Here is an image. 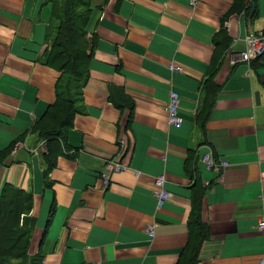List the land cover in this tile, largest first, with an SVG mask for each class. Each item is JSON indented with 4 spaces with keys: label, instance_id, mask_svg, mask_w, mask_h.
Instances as JSON below:
<instances>
[{
    "label": "crops",
    "instance_id": "obj_1",
    "mask_svg": "<svg viewBox=\"0 0 264 264\" xmlns=\"http://www.w3.org/2000/svg\"><path fill=\"white\" fill-rule=\"evenodd\" d=\"M91 8L89 78L73 96L72 127L49 142L34 128L62 78L46 62L52 5L0 0V197L7 186L32 196L29 261L178 264L201 204L209 237L199 264H259L264 63L241 54L264 32V0H91ZM173 90L181 128L166 111ZM209 151L229 162L222 174L202 161ZM109 160L127 168L106 184ZM160 176L171 195L163 208Z\"/></svg>",
    "mask_w": 264,
    "mask_h": 264
},
{
    "label": "trees",
    "instance_id": "obj_2",
    "mask_svg": "<svg viewBox=\"0 0 264 264\" xmlns=\"http://www.w3.org/2000/svg\"><path fill=\"white\" fill-rule=\"evenodd\" d=\"M44 1L52 5L55 33L46 62L61 72L62 78L57 84L56 104L49 109L43 120L36 123L34 132L49 142H56L72 127L77 112L73 96L81 94L89 78L91 55L86 29L92 8L91 0ZM237 1L243 3L244 0ZM217 93L218 90H214L206 101V115L200 124H205L210 117L216 99L211 102ZM50 155L51 151L46 158ZM31 207V195L10 186L4 189L0 197V264H33L29 261L33 230V220L29 217ZM191 214L190 241L178 264H199L201 245L209 237V228L202 219V205L196 206Z\"/></svg>",
    "mask_w": 264,
    "mask_h": 264
},
{
    "label": "built area",
    "instance_id": "obj_3",
    "mask_svg": "<svg viewBox=\"0 0 264 264\" xmlns=\"http://www.w3.org/2000/svg\"><path fill=\"white\" fill-rule=\"evenodd\" d=\"M192 4H195V2L193 1ZM257 59L263 60L264 63V32L262 31L247 38L246 51L241 54V60L244 63H251L252 61ZM181 103L182 102L180 94L175 90L171 91L168 97V105H166V111L168 113L169 123L176 128H181L183 124L182 118L180 117ZM120 143L123 145L124 141H120ZM213 157L214 156L212 152L209 151L205 153L201 159L205 163L207 169L211 171L215 170L216 172L222 174L224 170H226V168L229 166V162L227 160L217 162ZM126 168L127 166L122 164L121 162L109 160L105 163V171L102 173V179L106 184H109L112 174L121 172ZM262 178L264 179V174ZM156 187L157 190L155 195L158 201V208H163V206L169 201L171 197L170 193L166 189V179L164 176H160L156 180ZM256 225L257 230L262 232L264 235V214L261 216L258 224ZM154 228L155 227H151L148 229V232L149 234H151V236L155 235ZM259 264H264V258L260 260Z\"/></svg>",
    "mask_w": 264,
    "mask_h": 264
},
{
    "label": "rangeland",
    "instance_id": "obj_4",
    "mask_svg": "<svg viewBox=\"0 0 264 264\" xmlns=\"http://www.w3.org/2000/svg\"><path fill=\"white\" fill-rule=\"evenodd\" d=\"M22 223H23V221H22Z\"/></svg>",
    "mask_w": 264,
    "mask_h": 264
}]
</instances>
